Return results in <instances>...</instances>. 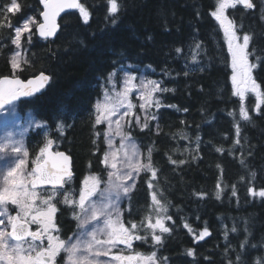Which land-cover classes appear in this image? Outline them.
Instances as JSON below:
<instances>
[{
	"label": "trees",
	"instance_id": "16d2710c",
	"mask_svg": "<svg viewBox=\"0 0 264 264\" xmlns=\"http://www.w3.org/2000/svg\"><path fill=\"white\" fill-rule=\"evenodd\" d=\"M18 2L22 11L6 14L9 23L17 24L26 16L39 20V0ZM9 3L0 0V9ZM117 3L115 24L108 15V0H81L89 12L87 24L75 11L61 17L53 40L39 39L32 30L31 42L22 41L23 70L15 73L10 60L16 49L9 38L14 30L0 29V78L16 75L25 80L40 72L50 75V83L40 94L3 110L13 108L17 115L43 123L25 136L29 167L44 146L46 135L55 149L72 157L75 178L70 187L74 191L79 188L81 174L99 173L105 145L101 126L95 124V100L110 73L122 66L134 74L144 69L174 91L157 93L165 106L151 108L157 119H148L147 128L141 130L133 121L128 126V133L140 144L145 157L151 147L157 172L155 178L151 173L139 177L129 198V211L123 208L122 222L126 226H130L129 221L140 224V233L148 236L147 242L135 241L129 253L146 257L156 252L158 263L166 264H229V259L236 264L237 254L240 264H264V197L248 191L264 190V100L257 107V93L246 92L243 101L233 95L227 44L210 15L217 0ZM253 3V9L238 5L226 9L225 15L233 21L239 38L244 34L251 37L247 51L250 64L256 65L251 76L264 97V0ZM176 48H181L180 54ZM241 104L249 121L240 116ZM61 107L65 109L62 115L58 111ZM3 115L1 112L0 119ZM57 125H63V134L56 130ZM169 157L185 162L173 164ZM152 196L162 197L160 202L168 209L162 218L170 232L161 234L156 229L162 236L160 245L153 244L147 228L157 219ZM62 201L59 197L56 223L66 239L81 228L73 207ZM9 208L14 211L12 205ZM75 213L80 214L78 207ZM205 228L210 234L198 239ZM245 240L247 245L242 249ZM188 250L193 251L192 257Z\"/></svg>",
	"mask_w": 264,
	"mask_h": 264
},
{
	"label": "snow or ice",
	"instance_id": "6c2138e0",
	"mask_svg": "<svg viewBox=\"0 0 264 264\" xmlns=\"http://www.w3.org/2000/svg\"><path fill=\"white\" fill-rule=\"evenodd\" d=\"M40 3L43 5V11L40 13L43 22H38L34 17H24L17 24L9 23V17L6 14H18L22 11L18 0H10L9 4L0 9V14H2L0 15V29L14 30V35L9 37L16 49L10 60L13 73L23 70L21 68L24 62L21 59V38L28 34L27 39L29 43L31 42L32 26H35L41 38L48 39L56 34L57 17L66 9L78 10L83 22L88 23L89 12L78 0H40ZM238 5L243 6L244 9L255 7L253 0H217L210 15L223 31L228 53L231 56L233 95L239 96L243 101L245 91L250 88L252 92L257 93V107H259V102L264 100V97L259 95L258 85L251 76L252 69L256 67L255 64H249L250 53L247 50L251 37L244 34L242 43H237L238 36L234 23L225 15L226 9H235ZM107 11L109 17H113L112 23L115 24L118 12L117 0H108ZM148 39L151 40V36ZM199 48L200 45L197 44L196 49ZM181 51V48H176L178 54ZM192 59L196 60L195 52ZM123 70L122 66L120 71ZM113 75L114 73L109 74V83L115 87ZM185 75L188 73L185 72ZM134 79L136 77L130 76L124 81L122 92L116 93L111 99L106 93L104 104L97 103L95 106L97 111L95 124L99 125L103 122L108 124V129L103 133L108 150L104 152L101 161L107 171V180H104L103 175L85 176L78 189V199L74 198V189L70 187L73 183V172L69 156L62 151L51 152L53 141L46 135V142L40 148L36 159L31 161L30 170L28 169L29 152L25 149L23 139H15L11 132L0 137V160H4L9 155L13 157L11 163L6 164L5 168L0 171V264H157L156 252L146 257L139 252L128 254L132 250L133 241L147 242L148 236L147 233L143 235L140 233V224L129 221V227L120 218L121 194L127 196L132 190L129 181L135 182L141 172L151 173L153 178L157 176L152 161L151 147L148 149L146 162L141 163L135 144L131 143V135L124 130L121 121L129 112L123 113L116 121L112 120L113 116H117L121 107L126 106L129 111L132 109L133 105L127 103V97L133 90L132 80ZM48 80L49 77L43 73L36 80H29L27 83L15 77L0 79V109L11 105L13 101L22 96H31L39 91ZM140 87L139 108L144 112L145 120L157 119L154 113H148L149 108L155 107L158 110L165 106L156 94L174 91V89L165 88L161 81L151 79L147 81L141 79ZM168 107L176 106L168 105ZM64 110L61 107L58 110L59 114L62 115ZM240 116L244 121L250 119L243 104L240 107ZM136 122L140 124L139 117ZM113 123L116 124L114 130ZM36 127L40 128L42 125L37 124ZM147 127L148 124L145 122L141 125V130ZM56 130L63 134V125H57ZM240 131V127L237 126V136L240 135ZM181 135L182 138H186L183 134ZM113 136H118L121 140L117 150H113ZM196 140H200L199 135ZM129 147L130 151L127 150ZM120 152L124 154L120 155ZM169 160L173 164L185 162L184 160H173L171 157ZM241 163L243 164L244 161ZM109 168L111 170H107ZM251 175L255 177V173ZM102 183L103 188H101ZM43 186H50V191L46 188L38 191ZM148 186L153 187L151 180ZM248 191L252 195L264 197V190L254 193L252 188H249ZM233 194L235 195V192ZM59 197H63V203L73 207L74 218L80 222L81 229L91 222L97 223L93 224L90 230L84 229L74 233L72 237L63 238L56 223ZM152 200L155 204L153 211L157 214V219L154 224L148 223L147 228L151 230L150 238L153 244L160 245L162 236L156 234V229H159L161 234L170 232L162 218L168 209L157 200L156 196H152ZM9 205L14 206L15 214H12ZM77 207L83 219L80 214L75 213ZM31 225H36L35 230L31 229ZM185 227L192 232L189 225L185 224ZM209 234L205 228L199 233L198 239L203 240ZM121 245L123 248L119 247ZM246 245L247 240L241 248L245 249ZM226 250L230 251L227 246ZM187 255L192 257L194 253L188 250ZM240 261L241 256L237 254L236 264H240ZM229 264H232L230 259ZM257 264L260 262L258 261Z\"/></svg>",
	"mask_w": 264,
	"mask_h": 264
},
{
	"label": "rangeland",
	"instance_id": "374dc122",
	"mask_svg": "<svg viewBox=\"0 0 264 264\" xmlns=\"http://www.w3.org/2000/svg\"><path fill=\"white\" fill-rule=\"evenodd\" d=\"M26 17H34V16H26ZM32 30L33 31L35 30V26H32ZM27 35L28 34H25L24 36H22L21 43H22L23 39H26L25 44L28 43ZM237 43H242V38L238 37ZM230 61H231V56H230ZM249 64H250V62H249ZM130 76L136 77V79L132 80L133 90L128 94V97H127V103H131L133 105V107H132V109L130 111L127 109L126 106L125 107H121L119 109V112H118L117 116H113L112 117V120L116 121L117 119L120 118L121 115H123V113H125L126 111L129 112V114L127 116H124L123 120L121 121V123L124 126V130L126 132H128V126L130 125L131 121H133L135 123V125L137 127H139V128H141V125L146 122L145 114L139 108V105L141 103V101L139 99V96H140V93H141L140 81H141V79H143L145 81H147L149 79L156 80L155 78H153L144 69H140L137 74L132 73L128 69H124L123 71L114 72V75H113L112 79H113V82L115 84V87H113L112 83H109V76H108L107 79H106V82H105V86H104V88L102 90V94L100 95L99 98H97L95 100V103H94V109H95V112L97 114L96 107H95L96 104L97 103L104 104V102H105V94L106 93H107L108 97L111 99V98L115 97L116 93L122 92L123 91V87H124V81L126 79H128ZM241 86L243 87V85H241ZM248 91H251L250 88L248 90H246L245 93L248 92ZM252 93H254V92H252ZM154 112H155V109H153V110L151 108L148 109V113L149 114H152ZM2 114H4V115H3V118L0 119V137H3L8 132H11L15 139H23V141H24L25 140V136H26L27 132L30 129L37 128L36 127L37 124H40V125L43 126V123H41V122H39L37 120L31 119L28 116L22 117L20 115H17L15 113V111L13 110V108L9 109L8 112L2 111ZM137 117H139V119H140V124H137V122H136L137 121ZM99 125L101 126V130H102V138H103V143L105 145V151H107L108 150V146H107V144H106V142L104 140L103 133L108 129V124L106 122H103V123H101ZM115 127H116V124L113 123V125H112L113 130L115 129ZM94 133H95L96 137L99 136V133L97 131H94ZM21 134H23V135L21 136ZM120 143H121L120 137L113 136V150L119 149ZM126 143H128V142H126ZM131 143L135 144V147H136V150H137V153H138V159L140 160V162L141 163L146 162V157L144 156V153L141 150L140 144L136 140H134L133 138L131 140ZM24 146H25V141H24ZM25 149H26V146H25ZM127 150L130 151L131 148L129 147ZM123 154H124L123 152H120V155H123ZM12 159H13V157H11L9 155L4 160H0V171H2L5 168L6 164L11 163ZM102 165H103V168L105 169V165L103 163H102ZM30 168L31 167H29V157H28V169L30 170ZM107 170H111V169L109 168ZM105 171H106V169H105ZM144 173L145 172H141L136 177L135 182L129 181V184L132 185V190L129 192V194L127 196H124L123 194H121L122 195V200H121V209L122 210H121V213H120V218L122 216L123 208H126L129 211V198L132 195L131 193L134 192L135 189L137 188L139 177L142 176ZM106 175H107V171H106ZM103 187H104V184L102 183L101 184V188H103ZM38 191H40V190H38ZM129 195H130V197H129ZM156 197H157L158 201H160V199H162V197H160V196H156ZM93 199H95V198H93ZM152 204H153V207H155V204H154L153 200H152ZM13 208H14V206H13ZM15 212H16V209L14 208V211L12 210V214H15ZM80 215H81V219H83V216H82L81 213H80ZM155 221H156V219L152 223L154 224ZM95 223H97V222H91V223L87 224L84 227V229L90 230L91 227L93 226V224H95ZM35 228H36V225H31V229L32 230H35ZM84 229H81V231H83ZM67 238H69V237H66V239ZM134 242L135 241H133V243ZM119 247L123 248L122 245L119 246ZM128 254H134V253H128ZM102 259H105V258H102ZM157 264H164V262L158 263V261H157Z\"/></svg>",
	"mask_w": 264,
	"mask_h": 264
},
{
	"label": "water",
	"instance_id": "95a60500",
	"mask_svg": "<svg viewBox=\"0 0 264 264\" xmlns=\"http://www.w3.org/2000/svg\"><path fill=\"white\" fill-rule=\"evenodd\" d=\"M78 2L79 3H81V0H78ZM39 4H40V6H41V12L43 11V5L40 3V0H39ZM243 7V6H242ZM75 11H78V10H76V9H66L64 12H62L58 17H57V25H58V28H57V32H56V34L54 35V36H52V37H49L48 39H44V38H41L40 36H39V34L36 32V29H35V34H36V36L39 38V39H44V40H53V39H55V37L57 36V34H58V32H59V20L61 19V17L63 16V15H65V14H67V13H69V12H75ZM40 22H43L42 21V16L40 15ZM41 73H43L44 75H47L48 77H49V80H48V82L47 83H45L44 84V86L39 90V91H36V92H34L31 96H34V95H37V94H40L47 86H48V84L50 83V75L48 74V73H46V72H40V73H38L37 75H35V76H33V77H30V78H28V79H22L21 77H19V76H16V75H13V76H4V77H1L0 79H3V78H9V79H11V78H13V77H15V78H18V79H20L21 81H23L24 83H27V81H29V80H36V78L37 77H39L40 75H41ZM31 96H27V97H20L19 99H17V100H15V101H13V103L12 104H14V103H17V102H19V101H21L22 99H27V98H29V97H31ZM11 104V105H12ZM8 106H10V105H6L4 108H6V107H8ZM3 108V109H4ZM3 109H0V112L3 110ZM50 151L51 152H53L54 151V145H52V147H51V149H50ZM57 151H62V150H57ZM54 153V152H53ZM65 155H67L66 153H64ZM67 156H69V155H67ZM69 161H70V167H71V164H72V160H71V157L69 156ZM43 187H50V186H43Z\"/></svg>",
	"mask_w": 264,
	"mask_h": 264
},
{
	"label": "flooded vegetation",
	"instance_id": "af4514ba",
	"mask_svg": "<svg viewBox=\"0 0 264 264\" xmlns=\"http://www.w3.org/2000/svg\"><path fill=\"white\" fill-rule=\"evenodd\" d=\"M56 152V151H55ZM63 152H65V151H63ZM66 153V152H65ZM67 154V153H66ZM71 159H72V157H71ZM90 171H92V170H90ZM98 171H99V173H97L96 175L97 176H99V175H103L104 176V180L106 181L107 180V175H106V171H105V169L103 168V165H102V163L100 162L99 163V165H98ZM72 172H73V178H75V170H74V166H73V159H72ZM88 175H91L89 172H86V173H83V174H81V177L79 178L80 180L77 182L78 183V185H79V187L82 185V181H83V178L85 177V176H88ZM79 189V188H78ZM78 189L76 190V191H74V198L75 199H77L78 198ZM133 193V192H132ZM131 193V194H132ZM130 194V195H131ZM68 237H71V235H69Z\"/></svg>",
	"mask_w": 264,
	"mask_h": 264
}]
</instances>
